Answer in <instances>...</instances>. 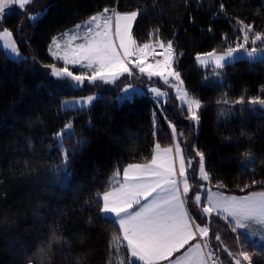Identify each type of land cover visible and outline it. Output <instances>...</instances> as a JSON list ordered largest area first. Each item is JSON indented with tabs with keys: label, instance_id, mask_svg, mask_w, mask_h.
<instances>
[{
	"label": "trees",
	"instance_id": "1",
	"mask_svg": "<svg viewBox=\"0 0 264 264\" xmlns=\"http://www.w3.org/2000/svg\"><path fill=\"white\" fill-rule=\"evenodd\" d=\"M104 7L120 12L139 9L133 29L137 41L155 40L150 33L158 28L160 39L173 41L182 54L176 66L189 93L201 101L200 123L194 125L178 110L168 116L184 132L182 144L188 148L194 141L204 153L210 188L235 195L264 190L260 183L264 181V115L247 111L252 109L248 100L264 99V63L237 61L223 69L221 83H212L205 79L212 69L204 70L196 62L198 54L242 42L237 21L264 33V0H33L5 23L29 59L5 58L0 49V264H27L26 255L47 239L53 225L71 243L56 247L50 264H106L110 231L98 218L92 198L106 189L114 169L143 162L157 141L162 146L171 142L168 123L147 94L120 104L117 94L107 90L84 112L60 110L67 98L95 90L69 87L51 76V69L44 65L56 61L48 46L53 37ZM42 12L36 21L28 19L29 14ZM241 97L243 105L232 103ZM223 99L229 103H217ZM154 112L159 121L155 137ZM69 121L76 135L63 147L78 139L88 142L82 152L70 156L71 176L62 186L52 175L61 161L54 134ZM250 157L254 165L244 171ZM217 181L225 187L216 188ZM245 184L251 187L241 191ZM213 221L209 225L213 242L217 232L224 245L236 239L223 221L217 217ZM241 243L243 250L252 252L254 264H264L263 249L250 239L238 247ZM224 256L229 264L230 258Z\"/></svg>",
	"mask_w": 264,
	"mask_h": 264
},
{
	"label": "snow or ice",
	"instance_id": "2",
	"mask_svg": "<svg viewBox=\"0 0 264 264\" xmlns=\"http://www.w3.org/2000/svg\"><path fill=\"white\" fill-rule=\"evenodd\" d=\"M30 3L32 0H0V21L8 14L6 9L13 11L12 6L16 5L20 10H25ZM223 10L221 4V11ZM39 15L41 13L29 14L28 19L34 22ZM139 15V9L122 13L115 7H104L83 24H76L74 29L53 37L48 52L54 60L62 62V66L45 64L44 67L50 68V75L64 85L76 88L84 87L85 81L93 86H98V82L114 84L122 76L131 77L137 71L149 81L153 77L159 78L164 85L175 89L176 99L182 102L180 111L185 118L198 125L201 101L191 97L183 89L181 73L175 67L177 57L182 54L177 52L173 41L164 42L160 39L158 28L150 33V37L155 36V40L138 42L133 27ZM237 23L241 25L239 31L242 33V42L235 46L227 45L220 52L214 49L196 56L197 62L205 68L211 67L217 77H222L223 69L244 56L249 62L264 63V33L255 32L252 25L241 21ZM77 40L82 42L74 43ZM0 42L5 58L11 57L19 62L29 59L20 54L9 29H0ZM249 44L252 45L250 49L247 47ZM158 56L162 58L157 59ZM31 59L33 62L36 60L35 57ZM68 65L87 71L74 74ZM148 91L154 95L157 106L161 107V115L167 121L171 132V142L162 147L157 141L150 157L143 162L129 163L122 169H114L106 189L97 192L92 198V203L98 208V218L101 223L108 225L110 231L106 264H216L219 259L217 254L221 250L230 258L229 264H254L252 252L243 250L242 243L241 250L230 251L217 232L213 235L218 244H213L209 238V225L214 223L213 217H217L232 233H236L238 242L247 241L257 235L264 240V190L249 192L244 196H225L223 193L213 192L208 187L212 180L206 170L204 153L195 146L193 150L199 160L197 168L189 173L193 159L185 155L181 146L186 142L181 140L184 132L178 131L167 111L162 108V103H167L168 93L151 85ZM121 93L117 99L129 102L137 94V90L129 85ZM97 99L98 95L93 93L79 100L64 101L60 110L65 113L84 112ZM221 102L228 104L229 100L217 101ZM232 103L243 105L245 99L241 97ZM247 103L261 106L260 110L252 108L247 111H261V115H264V99L254 97ZM153 117L155 137L158 134L156 125L159 121L155 112ZM75 135L71 121L54 134L61 161L52 170V175L62 186H67L71 176L70 156L74 158L82 152L88 142L86 139H78L68 148H64V143L71 141ZM132 139L130 136L129 140ZM253 165L254 158L250 157L244 164V171L251 169ZM256 183L253 180L252 184ZM260 183L264 184V181ZM214 186L225 187L219 181ZM249 187L251 185L245 184L240 190L245 191ZM70 243L63 236L60 227L53 225L47 239L39 241L35 249L26 255L27 264H50L56 247Z\"/></svg>",
	"mask_w": 264,
	"mask_h": 264
},
{
	"label": "rangeland",
	"instance_id": "3",
	"mask_svg": "<svg viewBox=\"0 0 264 264\" xmlns=\"http://www.w3.org/2000/svg\"><path fill=\"white\" fill-rule=\"evenodd\" d=\"M33 1V0H32ZM12 8L14 9L13 11H10L9 12V10L8 9H6L5 11H6V13H8V14H6V15H4V17H3V19H2V21H0V29H2V28H7L6 27V19L11 15V14H13V13H15V12H22V11H24V10H20L19 8H18V6H16V5H13L12 6ZM122 13H126V12H122ZM41 14H43V12L41 13ZM40 17V15L38 16V18ZM86 21V20H85ZM85 21H83V22H81V23H79V24H83ZM134 26H135V24H134ZM75 27V26H74ZM74 27H72V28H70V29H74ZM70 29H68V30H70ZM133 29H134V27H133ZM68 30H66V31H68ZM64 33V32H63ZM59 36V35H58ZM13 39H15V37H14V35H13ZM16 40V39H15ZM17 42V41H16ZM82 41H80V40H77V41H75L74 43H81ZM0 43H2V42H0ZM259 43V42H258ZM17 45H18V43H17ZM247 47L250 49L252 46H249V45H247ZM18 48H19V46H18ZM222 49H220V51H221ZM19 51H20V54L23 56V54H22V52H21V50H20V48H19ZM157 51H160L159 49H157ZM220 51H217V52H220ZM203 54H205V53H202V54H200V55H203ZM11 58V57H10ZM157 59H161L162 57H156ZM240 60H248L247 59V57L246 56H244V57H242L241 59H239L238 61H240ZM56 61V60H55ZM196 62H197V60H196ZM56 64H57V66L59 67V66H62V62H60V61H56ZM197 64L202 68V69H204V70H208L209 68H211V67H208V68H205V67H203L202 65H200L199 64V62H197ZM68 67H69V69L71 70V71H73L74 72V74H79L81 71H87V69H81V68H79V67H73L72 65H68ZM175 67H176V69H177V66L175 65ZM178 70V69H177ZM51 72V71H50ZM206 77H207V81H211L212 83H221L222 82V77H217V76H215L213 73L212 74H207L206 75ZM56 78V77H55ZM181 79L183 80V78H182V75H181ZM173 83H175V81H173ZM211 83V84H212ZM129 85H131L132 86V88H135L136 90H137V94H135L134 95V97L136 96V95H143V94H147V95H149V96H151L152 97V99H153V101L155 102V98H154V95L152 94V93H150L149 91H148V87L151 85V86H156V87H159L161 90H163V91H166L167 93H168V96H167V103H162V108L163 109H165V110H167V114H169L171 111H176V110H178V111H180V106H181V104H182V102L180 101V100H178V99H176V96H177V93H176V91H175V89H173V88H171V87H168V86H166V85H164L163 84V82L162 81H160L159 80V78H156V77H153L152 78V80L151 81H149L148 80V78L146 77V76H140L139 75V73H138V71L137 72H135V74L133 75V76H131V77H129V76H127V75H125V76H122L119 80H117L114 84H100L99 82H98V86H99V88H94V86L93 85H89L88 83H87V81H85V86L84 87H80V88H77V89H82V90H90V89H93V90H95V93L98 95V97L100 98V96L104 93V91H113V92H115L117 95H116V97H119L122 93H121V90L123 89V88H125V87H127V86H129ZM73 88H76V87H73ZM183 89H185V90H187V88H186V86H185V84H184V81H183ZM131 91V90H130ZM187 92L189 93V91L187 90ZM182 94V93H181ZM88 95H91V94H87V95H83V96H78V97H71V98H67L65 101H75V100H79V99H81L82 97H86V96H88ZM189 95L191 96V97H193L190 93H189ZM196 99H198V98H196ZM176 101V103H175V101ZM98 101V99L97 100H95L94 102H93V104L92 105H94L96 102ZM119 101V103L121 104V103H123V101H120V100H118ZM156 103V102H155ZM91 105V106H92ZM156 106H157V104H156ZM168 106H171L170 108H168L167 109V107ZM251 106H252V108H256V109H260V105H252L251 104ZM184 108H185V111H186V105L184 106ZM157 109H159L160 111H161V107H158ZM200 110H201V108H200ZM200 110H199V112H200ZM181 112V111H180ZM199 112H198V115H199ZM182 113V112H181ZM156 119H158V118H156ZM167 122V121H166ZM192 123L194 124V125H196V126H199V124L197 125V124H195L193 121H192ZM199 123H200V118H199ZM197 128V127H196ZM169 129V128H168ZM169 132H170V129H169ZM170 135H171V132H170ZM190 145H192V146H190V147H186V146H184V144H182L181 146H182V148H184V150H185V155L186 156H190V157H192V159H193V164H192V167L191 168H189L188 169V171L191 173L192 171H193V169H196L197 168V162H198V160H199V157L198 156H196V154H195V151L193 150V146H196V143L194 142V141H191L190 142ZM162 146V145H161ZM163 147V146H162ZM190 152V153H189ZM205 165H206V163H205ZM179 167V162L177 161V168ZM210 184V183H209ZM208 184V187L210 188V185ZM194 188V187H193ZM213 192H219V190H216V189H213L212 190ZM220 193H223V195H225V196H244V195H235V194H229V193H224V192H220ZM190 195H191V193H190ZM203 198V197H202ZM209 238H210V240H211V242L213 243V244H218V242H216V241H214L213 242V239H211V236H210V234H209ZM251 241H253L255 244H257L258 246H259V248L260 249H263L264 250V240H261L260 239V237L257 235V236H252V237H250L249 238ZM237 244V246H236V248H231V245L232 244ZM238 244H239V242L236 240V239H232V241H229L228 242V245H225L230 251H233V252H237V251H239V250H241V245L238 247ZM220 252H222V253H220ZM217 255H218V257H219V259H220V261L222 262V264H226L224 261L227 259L224 255L225 254H227L226 252H224L223 250L222 251H220ZM209 264H211V262H209ZM217 264H220L218 261H217ZM244 264H247V262H244Z\"/></svg>",
	"mask_w": 264,
	"mask_h": 264
},
{
	"label": "crops",
	"instance_id": "4",
	"mask_svg": "<svg viewBox=\"0 0 264 264\" xmlns=\"http://www.w3.org/2000/svg\"><path fill=\"white\" fill-rule=\"evenodd\" d=\"M211 189V188H210ZM211 190H213V189H211ZM219 192H221V191H219ZM210 234V233H209Z\"/></svg>",
	"mask_w": 264,
	"mask_h": 264
},
{
	"label": "built area",
	"instance_id": "5",
	"mask_svg": "<svg viewBox=\"0 0 264 264\" xmlns=\"http://www.w3.org/2000/svg\"><path fill=\"white\" fill-rule=\"evenodd\" d=\"M216 264H217V262H216Z\"/></svg>",
	"mask_w": 264,
	"mask_h": 264
}]
</instances>
